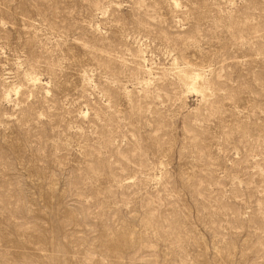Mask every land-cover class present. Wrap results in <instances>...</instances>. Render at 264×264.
<instances>
[{
  "label": "rangeland",
  "instance_id": "rangeland-1",
  "mask_svg": "<svg viewBox=\"0 0 264 264\" xmlns=\"http://www.w3.org/2000/svg\"><path fill=\"white\" fill-rule=\"evenodd\" d=\"M0 264H264V0H0Z\"/></svg>",
  "mask_w": 264,
  "mask_h": 264
},
{
  "label": "bare ground",
  "instance_id": "bare-ground-1",
  "mask_svg": "<svg viewBox=\"0 0 264 264\" xmlns=\"http://www.w3.org/2000/svg\"><path fill=\"white\" fill-rule=\"evenodd\" d=\"M176 4V3H174ZM180 78L183 83L194 92L200 93L202 98L204 97V91L200 86L201 75L200 73L192 72V71H180L179 72ZM37 81V80H36Z\"/></svg>",
  "mask_w": 264,
  "mask_h": 264
}]
</instances>
